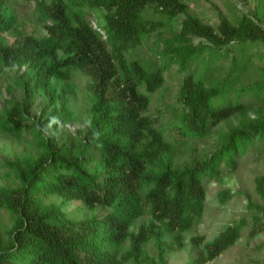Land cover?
<instances>
[{
  "label": "trees",
  "instance_id": "obj_1",
  "mask_svg": "<svg viewBox=\"0 0 264 264\" xmlns=\"http://www.w3.org/2000/svg\"><path fill=\"white\" fill-rule=\"evenodd\" d=\"M20 1L34 2L44 32L23 34L16 5L0 0V83L13 70L20 94L5 99L0 131L32 140V152L0 161L14 185L0 187V211L11 218L0 229V264H167L166 254L181 250L185 233L202 219L204 181L220 176L222 167L233 172L248 151L264 153V63L253 82L242 83L249 74L245 47L264 44L263 10L243 13L234 24L220 17L212 27L188 12L186 0ZM149 10L168 27L157 31L165 25L151 20ZM179 16L176 32L171 23ZM196 38L203 42L195 45ZM143 44L150 45L147 59L127 58ZM172 65L184 73L181 107L158 123L160 115L147 114L151 96ZM79 72L92 90L86 120L73 133L66 125L78 122L69 102ZM231 120L210 154L177 159ZM255 183L264 196V174ZM51 196L59 203L44 202ZM218 197L225 204L232 194L225 189ZM72 204L106 214L76 219L66 211ZM257 212L250 222L228 226L187 264L215 260L247 225L257 235L264 210ZM145 216L148 222L139 223Z\"/></svg>",
  "mask_w": 264,
  "mask_h": 264
},
{
  "label": "rangeland",
  "instance_id": "obj_2",
  "mask_svg": "<svg viewBox=\"0 0 264 264\" xmlns=\"http://www.w3.org/2000/svg\"><path fill=\"white\" fill-rule=\"evenodd\" d=\"M14 3L17 7L16 11L19 17L22 18L23 34L38 35L44 32L43 24L37 23L33 17L34 2L25 4L24 1L8 0V4ZM184 4L188 7V12L203 23L212 27H216L219 23V18H225L231 23L241 17L243 13H251L255 8L263 10L264 18V0H186ZM148 16L153 21L164 23V17L159 13H154L149 10ZM183 16H179L171 23L173 31L178 32L181 27ZM95 16H92L91 22L96 24ZM159 27L157 31L168 26ZM156 31V32H157ZM156 32L151 36V42L156 40ZM11 40V38L9 39ZM194 44L203 42L202 39H194ZM149 44V43H148ZM148 44H143L134 52L127 55L128 59H147L150 56ZM244 55L249 62V74L242 77V83L249 85L254 81V75L257 74L259 67L264 63V44L256 43L247 45L244 50ZM230 65V60L225 62L223 69L218 72L227 70ZM195 65H192L188 70H193ZM201 70V69H199ZM5 78L0 83V119L3 118L4 112L7 110L8 103L5 99L19 98V91L14 87L15 72L13 70H5ZM184 73L178 71L177 65H172L170 70L164 72V85L156 93L151 96V103L148 109L149 115L156 118L160 115L158 121L165 123L169 121L172 111H180V104L177 102L179 96L180 85ZM91 80L85 73L79 72L73 78V84L76 88L75 97L70 96L69 105L76 112L78 122L66 127L74 133L76 126L85 122V114L89 105V95ZM13 89L10 93L8 90ZM249 102L253 104L251 99ZM40 101H36L34 111ZM256 105V104H255ZM28 123V122H26ZM228 123L220 124L211 133V136L205 140H199L189 144L182 154L177 153V159L183 161L187 159L189 154L194 155L197 159L203 158L215 150L217 134H221L228 129L229 125H234L236 121L231 120ZM158 125V124H157ZM31 136L27 133H22L21 136L10 134L9 132L0 131V161L15 158V156L23 153L32 152ZM191 152V153H190ZM222 173L216 179L205 180L204 186L206 189L205 208L201 221L195 225L184 235L183 248L166 254L167 264H187L190 260L196 258L199 252L204 251V246L217 237L228 226L238 224L241 221L250 222L254 216L259 214L258 209L264 210V196L258 194L255 190V178L264 174V153L258 151H248L239 159V163L233 172H226L222 167ZM8 171L0 167V187L14 186L10 178L7 176ZM229 190L232 197L222 204L219 201L218 193L222 190ZM59 198L55 196L45 197V203H59ZM76 204L69 205L66 211H69L71 216L76 219H87L92 216H103L106 211L100 207H96L93 211L79 208ZM148 216L143 217L139 223H147ZM11 225L10 215L4 210L0 211V229L4 226ZM251 226H246L241 231V237L238 241L223 252L218 258L207 264H264V228L260 232L251 236ZM202 237L203 242L199 245H194L191 239ZM149 255L154 257L155 251L152 242L146 245ZM132 264V263H128Z\"/></svg>",
  "mask_w": 264,
  "mask_h": 264
}]
</instances>
